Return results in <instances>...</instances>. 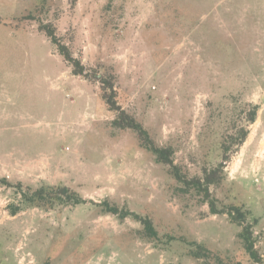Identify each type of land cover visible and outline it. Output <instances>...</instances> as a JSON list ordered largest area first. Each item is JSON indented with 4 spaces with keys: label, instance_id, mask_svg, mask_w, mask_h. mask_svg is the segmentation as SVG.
Masks as SVG:
<instances>
[{
    "label": "rangeland",
    "instance_id": "1",
    "mask_svg": "<svg viewBox=\"0 0 264 264\" xmlns=\"http://www.w3.org/2000/svg\"><path fill=\"white\" fill-rule=\"evenodd\" d=\"M41 21L85 65L114 74L119 103L189 178L230 143L210 195L220 211L251 214L264 264V0H0V177L64 183L86 199L11 215L13 190L0 185V264L14 249L16 264H256L227 212L182 189L136 132L111 125L100 83L72 73ZM103 201L149 216L159 237ZM193 242L206 255L194 257Z\"/></svg>",
    "mask_w": 264,
    "mask_h": 264
},
{
    "label": "trees",
    "instance_id": "2",
    "mask_svg": "<svg viewBox=\"0 0 264 264\" xmlns=\"http://www.w3.org/2000/svg\"><path fill=\"white\" fill-rule=\"evenodd\" d=\"M34 17V16H30ZM39 29L44 31L51 42L57 47L59 53L65 61L72 67V73L77 76H82L92 83L99 82V97L105 102L109 111L115 114L111 121V125L118 129H131L137 133L141 144L147 150L155 155L156 161L170 167V172L174 178L188 191L190 188L196 189L199 193L204 194L205 201H208L213 213L227 212L231 220L242 227L239 236L243 241L246 252L256 264H263V259L255 247L256 239L254 238L253 224L248 222L251 214L244 210L241 206L231 205L228 210H218L215 200L211 198L210 186L217 185L222 179V172L225 169V164L230 158V143H222V161L214 168H205L202 176L189 178L187 174L182 172L179 165L174 162V149L171 146H159L152 138L149 131L138 122L135 117L130 114L119 103L117 98V90L115 88V76L112 72L105 70L100 71V68H90L85 65L81 58L74 56L70 46L64 42V38L57 33V27L52 22H40ZM258 105H252L248 114V121L254 122L257 117ZM248 136V129L241 128L240 134L236 135L235 143L242 145ZM0 185L10 188L14 193V200L8 204V210L11 215H16L19 212L28 208H39L42 210H55L67 206H76L86 203V199L74 188L64 183L52 184L42 183L41 185H28L22 182H13L10 178L0 177ZM103 206L102 211L114 213L121 218L132 216L139 221L142 226L144 237L149 239H157L159 237L158 230L154 226L153 220L149 216H143L137 212L130 211L124 208H119L116 205H111L108 201L100 203ZM256 221V218L253 217ZM196 246L193 250V256L200 258L206 255L207 248L202 244L193 242ZM0 252L1 245H0ZM220 264H246L240 260L233 262H224L219 259ZM13 264V263H12Z\"/></svg>",
    "mask_w": 264,
    "mask_h": 264
},
{
    "label": "crops",
    "instance_id": "3",
    "mask_svg": "<svg viewBox=\"0 0 264 264\" xmlns=\"http://www.w3.org/2000/svg\"><path fill=\"white\" fill-rule=\"evenodd\" d=\"M15 250V252H13V253H10V254H5L3 257H2V262H4V259H6L7 260V262H9L10 264H16L17 262H16V257H17V259H18V253H17V251H16V249H14ZM10 251V250H9ZM2 253V252H1ZM1 253H0V255H1Z\"/></svg>",
    "mask_w": 264,
    "mask_h": 264
}]
</instances>
